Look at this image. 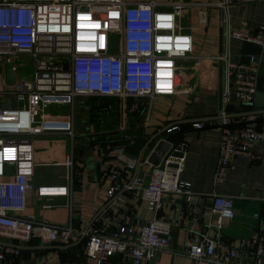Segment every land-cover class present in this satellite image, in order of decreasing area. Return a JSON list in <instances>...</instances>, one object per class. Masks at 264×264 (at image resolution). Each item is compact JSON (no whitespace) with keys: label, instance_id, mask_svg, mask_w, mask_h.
<instances>
[{"label":"built area","instance_id":"built-area-1","mask_svg":"<svg viewBox=\"0 0 264 264\" xmlns=\"http://www.w3.org/2000/svg\"><path fill=\"white\" fill-rule=\"evenodd\" d=\"M237 0H218L214 5L223 15V49L216 57L223 66V91L218 115L229 113L233 98L241 105L254 104L257 93L258 63H238L231 53L232 39L246 40L264 47V25L255 33L234 29L230 7ZM192 4L187 0H0V69L4 63L22 54L34 58L29 75H19L14 64L16 82L6 86L7 94L23 99L24 105L6 108L0 105V263H13L22 252L20 247L33 240L41 243L69 244L80 238L85 228L73 223L51 224L38 220L33 214L15 215L25 209V194L33 188L35 174L34 138L44 131H63L75 137L73 120L50 118L45 111L50 106L70 105L78 95H110L124 99L127 108L129 97H148L187 91L180 85V74L191 65H199L202 57L194 54L191 28L183 20ZM199 24L209 23V13L202 6L198 13ZM248 22L243 21L247 26ZM138 108L137 105H134ZM260 116L264 113L251 115ZM248 118V117H245ZM232 125V119H222L219 158L216 177L225 181L234 168L238 155L254 157L253 145L264 140V124ZM246 122V121H245ZM205 121L192 122L203 128ZM175 124L168 132L179 130ZM141 158L140 165L149 167L145 181L136 176L126 184L133 198L146 202L156 215L141 223L134 241L120 231L112 229L111 221L93 224L85 233V250L97 264L109 257L122 254L133 264H156L160 250L169 245L172 223L158 216L167 193L192 201V183L182 179L187 158L185 142L173 143L158 165ZM74 156L65 161L67 181L63 184H42L36 187L39 196H69L73 189ZM136 162L125 168L136 169ZM113 185L108 194L123 199L119 194L125 179L120 170L112 174ZM212 213L216 228L221 229L224 219L236 216L235 199L215 194ZM264 224V212L255 213ZM188 254L197 264H210L216 253L217 238L195 235L187 241ZM243 251L250 256L241 264H264V234L243 241ZM240 257L238 250L220 253L228 262ZM220 264V263H217Z\"/></svg>","mask_w":264,"mask_h":264},{"label":"crops","instance_id":"crops-1","mask_svg":"<svg viewBox=\"0 0 264 264\" xmlns=\"http://www.w3.org/2000/svg\"><path fill=\"white\" fill-rule=\"evenodd\" d=\"M170 1V0H158ZM192 5L185 14L186 27L191 28L194 39V54L201 56L199 65L180 74V85L187 91L148 97H129L127 108L124 99L110 95H78L66 111H45L50 118L73 120L75 137L63 131H44L34 138L35 174L33 188L25 194V209L14 211L15 215L33 214L38 220L51 224L73 223L85 228L94 216L108 205L93 224L111 221L112 229L120 231L129 241H134L141 223L153 218L156 213L147 208L145 201L133 198L125 185L133 179L135 170L125 168L129 162H137L140 152L148 140L163 128L179 125V130L163 132L158 138L173 143L185 142L187 158L182 171V179L192 183V201L177 194H165L163 207L158 216L172 223L169 245L159 251L156 264H197L188 254L187 241L195 235H210L217 238L216 253L210 264H241L250 256L243 251V241L264 234V224L255 213L264 212V140L253 145L255 158L238 155L234 158V168L225 181L220 182L215 173L219 158L222 122L213 119L203 128H195L186 119H198L218 115L223 91V66L216 58L223 49V15L214 5L218 0H187ZM204 6L209 13V23L199 24L197 13ZM231 25L234 29L255 33L264 25V0H237L230 7ZM247 21V26L243 21ZM231 53L241 58L248 53L261 57L264 64V48L243 40L232 39ZM259 70V68H258ZM264 72V67L262 68ZM7 95L4 73L0 69V105H4ZM137 105L138 108H135ZM61 106V105H58ZM252 106L239 104L235 98L229 106V113L250 111ZM77 114V115H76ZM255 119L256 124H264L260 116L239 117L232 123ZM183 121V122H182ZM155 144V143H154ZM153 145L142 154H151ZM74 156L73 189L69 196H39L36 187L42 184H63L67 181L65 161ZM115 169L125 179L119 194L123 199L110 197L109 188L114 183ZM137 176L147 180L149 167L140 165ZM215 194L235 199L236 216L224 219L221 229L216 228V216L212 213V199ZM74 239L71 243H75ZM25 248L13 263L0 264H97L87 256L84 241L68 248L60 240L55 243H41L33 240L24 244ZM56 246V247H55ZM238 250L240 257L233 261L220 259V253ZM103 264H133L118 253Z\"/></svg>","mask_w":264,"mask_h":264},{"label":"water","instance_id":"water-1","mask_svg":"<svg viewBox=\"0 0 264 264\" xmlns=\"http://www.w3.org/2000/svg\"><path fill=\"white\" fill-rule=\"evenodd\" d=\"M245 42H249L252 44L257 45L260 49H263L264 47H262L259 44L250 42V41H246ZM233 58L236 62L238 63H244V64H251V62H256L258 63V73H257V80H256V86H257V93H256V101H255V106L256 109L250 110V111H241V112H236V113H228L226 115H217V116H213V117H202V118H198V119H186L184 120V122H195V121H210L213 119H219L222 120L224 118L226 119H235V118H239V117H249L251 115H256V114H261L264 113V72L262 71V68L264 67V64H260L261 61V57H259L258 55L254 54V53H248L245 57L242 56L241 58L234 56ZM15 62L13 60H8L4 63V83L7 86H12L15 84L16 82V73L13 70ZM24 105V100L23 99H17L15 95L12 94H7L4 98V106L6 108H16L17 106H23ZM247 106H253V104H247ZM183 122V121H182ZM248 122H252V121H246V122H241L242 123H248ZM236 124H240V123H232V125H236ZM167 128H163L161 130H159L157 133H155L152 137H149L148 140L146 141V143L144 144L141 152H140V156L137 162V170L135 172V175L133 177V179L129 182L128 185H131V183L134 181V179L137 176V172H138V168L140 166L141 163V158H142V154L145 151V149H147L149 146L153 145V149L152 152L149 156V161L155 165H158L161 160L163 159V157L165 156V154L167 153V151L172 147V142L167 140V139H159V136L161 134H163L164 131H166ZM127 189V186L125 187V190ZM108 205H106L103 209H101L95 216L94 218L91 220L90 223H88V225L85 227L84 232L82 234V236L75 242L72 244H67V245H63V246H57L59 248H68L72 245H78L80 243H82L85 238V233L86 231L89 229V227L91 225H93V223L96 221V219L98 218V216L103 212V210L107 207ZM1 244H10L4 241H0ZM14 246L20 247L21 249H25V248H42V247H54L52 245H48V246H38V247H28V246H24V245H19V244H12ZM56 247V246H55Z\"/></svg>","mask_w":264,"mask_h":264},{"label":"rangeland","instance_id":"rangeland-1","mask_svg":"<svg viewBox=\"0 0 264 264\" xmlns=\"http://www.w3.org/2000/svg\"><path fill=\"white\" fill-rule=\"evenodd\" d=\"M132 1V0H129ZM183 23L186 25L187 20L184 18ZM15 63L19 68V75H29L33 70L34 58L28 54H22L19 57H14ZM68 107L61 106H50L46 111H66ZM77 115V114H76Z\"/></svg>","mask_w":264,"mask_h":264}]
</instances>
